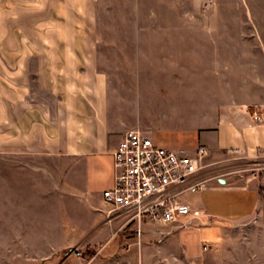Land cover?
<instances>
[{"label": "rangeland", "instance_id": "1", "mask_svg": "<svg viewBox=\"0 0 264 264\" xmlns=\"http://www.w3.org/2000/svg\"><path fill=\"white\" fill-rule=\"evenodd\" d=\"M161 25H182V38ZM171 36L181 51H167L177 63L163 72L169 55L156 44ZM98 43L108 121L122 135L139 128L172 146L182 130L210 128L240 108L264 112V0H98ZM76 162L0 152V264H188L167 224L144 221L140 234L135 221L108 219L106 205L99 216L86 211L70 179ZM201 163L199 178L208 183L264 175L259 151L206 149ZM251 224L225 231L217 264H264V233Z\"/></svg>", "mask_w": 264, "mask_h": 264}, {"label": "crops", "instance_id": "2", "mask_svg": "<svg viewBox=\"0 0 264 264\" xmlns=\"http://www.w3.org/2000/svg\"><path fill=\"white\" fill-rule=\"evenodd\" d=\"M157 29L182 38V25ZM171 37L157 40L167 47L163 55L172 46L175 55L181 51ZM98 45V0H0V152L75 158L71 182L86 211L99 216L107 206L102 191L113 184L112 151L124 134L108 121V73ZM150 52L141 51L143 63ZM173 61L171 54L162 61L163 72ZM181 132L176 145L156 142L190 151L201 144L213 154L264 152L261 109L240 108L210 128ZM217 179L187 195L200 214L167 224L188 264H217L215 247L232 225L252 220L248 230L264 233V175L237 184Z\"/></svg>", "mask_w": 264, "mask_h": 264}, {"label": "built area", "instance_id": "3", "mask_svg": "<svg viewBox=\"0 0 264 264\" xmlns=\"http://www.w3.org/2000/svg\"><path fill=\"white\" fill-rule=\"evenodd\" d=\"M206 151L161 145L139 128L127 129L112 151L113 184L102 191L106 217L135 221L141 234L144 221L169 224L180 217L200 214L187 195L208 185L199 178Z\"/></svg>", "mask_w": 264, "mask_h": 264}, {"label": "trees", "instance_id": "4", "mask_svg": "<svg viewBox=\"0 0 264 264\" xmlns=\"http://www.w3.org/2000/svg\"><path fill=\"white\" fill-rule=\"evenodd\" d=\"M135 231H136V229L134 228L132 232L135 233ZM85 252H86V251H84V252L81 251L80 253L83 254V253H85ZM92 252H94V251L90 249V253H92Z\"/></svg>", "mask_w": 264, "mask_h": 264}, {"label": "water", "instance_id": "5", "mask_svg": "<svg viewBox=\"0 0 264 264\" xmlns=\"http://www.w3.org/2000/svg\"><path fill=\"white\" fill-rule=\"evenodd\" d=\"M78 251V250H77Z\"/></svg>", "mask_w": 264, "mask_h": 264}]
</instances>
